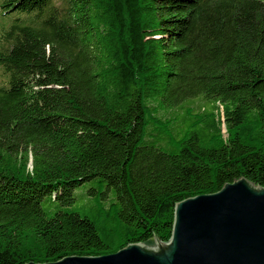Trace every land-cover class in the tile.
I'll list each match as a JSON object with an SVG mask.
<instances>
[{"label": "trees", "instance_id": "1", "mask_svg": "<svg viewBox=\"0 0 264 264\" xmlns=\"http://www.w3.org/2000/svg\"><path fill=\"white\" fill-rule=\"evenodd\" d=\"M52 2H0V264L166 242L178 202L264 187V0Z\"/></svg>", "mask_w": 264, "mask_h": 264}, {"label": "water", "instance_id": "2", "mask_svg": "<svg viewBox=\"0 0 264 264\" xmlns=\"http://www.w3.org/2000/svg\"><path fill=\"white\" fill-rule=\"evenodd\" d=\"M170 236L108 255L27 264H264V187L240 178L178 202Z\"/></svg>", "mask_w": 264, "mask_h": 264}, {"label": "rangeland", "instance_id": "3", "mask_svg": "<svg viewBox=\"0 0 264 264\" xmlns=\"http://www.w3.org/2000/svg\"><path fill=\"white\" fill-rule=\"evenodd\" d=\"M54 5L58 8L59 11L64 13L65 9L69 6L68 0H54ZM2 27L0 26V32ZM1 73V69H0Z\"/></svg>", "mask_w": 264, "mask_h": 264}]
</instances>
